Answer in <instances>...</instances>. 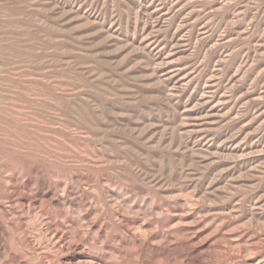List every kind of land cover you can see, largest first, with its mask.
<instances>
[{"label":"rangeland","instance_id":"rangeland-1","mask_svg":"<svg viewBox=\"0 0 264 264\" xmlns=\"http://www.w3.org/2000/svg\"><path fill=\"white\" fill-rule=\"evenodd\" d=\"M0 264H264V0H0Z\"/></svg>","mask_w":264,"mask_h":264}]
</instances>
